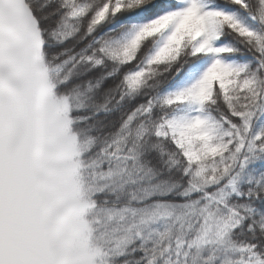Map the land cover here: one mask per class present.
I'll return each mask as SVG.
<instances>
[{
    "label": "snow or ice",
    "instance_id": "1",
    "mask_svg": "<svg viewBox=\"0 0 264 264\" xmlns=\"http://www.w3.org/2000/svg\"><path fill=\"white\" fill-rule=\"evenodd\" d=\"M0 264H264V0H0Z\"/></svg>",
    "mask_w": 264,
    "mask_h": 264
}]
</instances>
